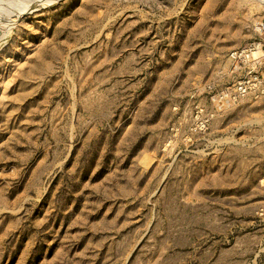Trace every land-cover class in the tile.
<instances>
[{
    "label": "rangeland",
    "instance_id": "rangeland-1",
    "mask_svg": "<svg viewBox=\"0 0 264 264\" xmlns=\"http://www.w3.org/2000/svg\"><path fill=\"white\" fill-rule=\"evenodd\" d=\"M26 2L0 0V264H264V57L230 55L262 0Z\"/></svg>",
    "mask_w": 264,
    "mask_h": 264
},
{
    "label": "built area",
    "instance_id": "built-area-1",
    "mask_svg": "<svg viewBox=\"0 0 264 264\" xmlns=\"http://www.w3.org/2000/svg\"><path fill=\"white\" fill-rule=\"evenodd\" d=\"M262 2L264 3V0H262ZM262 45L261 44H257L255 46L252 47H247V48H243L241 50H234L233 52H231V56L234 59H241V60H250L252 64L256 65V64H260L262 58L264 57V48H261ZM257 49V50H256ZM256 52H261L262 54L259 56H254V54ZM264 64V63H263Z\"/></svg>",
    "mask_w": 264,
    "mask_h": 264
},
{
    "label": "bare ground",
    "instance_id": "bare-ground-1",
    "mask_svg": "<svg viewBox=\"0 0 264 264\" xmlns=\"http://www.w3.org/2000/svg\"><path fill=\"white\" fill-rule=\"evenodd\" d=\"M26 1L27 2L24 4V7L17 9L14 14L20 16L22 14V12H27V10L29 11L32 7H37V6H33V5H38V7L41 8L42 4L44 5L45 2H46V4L47 3L51 4V3L55 2L56 0H50V1H48V0H26Z\"/></svg>",
    "mask_w": 264,
    "mask_h": 264
},
{
    "label": "water",
    "instance_id": "water-1",
    "mask_svg": "<svg viewBox=\"0 0 264 264\" xmlns=\"http://www.w3.org/2000/svg\"><path fill=\"white\" fill-rule=\"evenodd\" d=\"M41 8H43V7H41ZM37 9H39V8H37V7H32L27 13L32 12V11L37 10Z\"/></svg>",
    "mask_w": 264,
    "mask_h": 264
}]
</instances>
